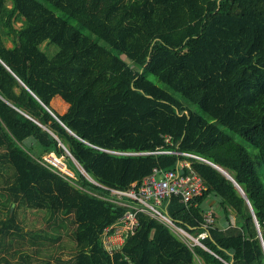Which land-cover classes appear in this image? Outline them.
<instances>
[{
	"label": "trees",
	"instance_id": "obj_1",
	"mask_svg": "<svg viewBox=\"0 0 264 264\" xmlns=\"http://www.w3.org/2000/svg\"><path fill=\"white\" fill-rule=\"evenodd\" d=\"M53 44L58 49L48 54ZM245 58L264 72V0H0V193L8 207L0 246L23 232L32 251L47 256L15 250L18 260L4 264H197L196 257L203 264H264V189L256 167H264V111L210 147L189 148L233 113L226 89L230 96L235 75L228 71ZM56 98L67 104L64 112L53 106ZM65 148L75 158L77 148L122 159L174 158L163 169L189 162L183 173L194 171L206 189L188 206L166 199L165 213L193 238L206 230L202 246H188L139 212L134 233L108 252L102 233L126 207L108 200V190L88 180ZM157 149L206 161L112 153ZM50 154L64 156L73 176L47 161ZM12 203L44 214L45 227L23 231ZM206 203L215 205L207 229ZM65 221L73 241L67 257Z\"/></svg>",
	"mask_w": 264,
	"mask_h": 264
},
{
	"label": "rangeland",
	"instance_id": "obj_2",
	"mask_svg": "<svg viewBox=\"0 0 264 264\" xmlns=\"http://www.w3.org/2000/svg\"><path fill=\"white\" fill-rule=\"evenodd\" d=\"M19 23H16L18 25ZM42 47H44V44H42ZM58 49V46L53 44L48 48V54L54 53ZM235 63L230 67V70L228 71V76L235 75L234 81H233V88L231 90L230 96L228 94V91L226 89V99L227 97L230 98V107H231V115L229 114L228 120L223 119L220 117L215 121L214 123L207 126L203 132L199 135L198 138H196V141L190 145L189 148H193L194 150H203L207 147H210L219 141L227 138L226 136L229 135V131L231 130H242L244 127L251 125L254 121H256L260 115L261 112L264 111V72L260 69L255 68L249 59H236L234 60ZM221 78L223 80V76L221 75ZM53 106L59 111L64 112L67 108V104L64 103L59 98L54 99ZM225 112V109H223V113ZM233 114V115H232ZM225 128H228L225 129ZM230 129V130H229ZM210 140V141H209ZM249 149L252 150V147L247 145ZM75 146L72 145V148ZM77 158L73 157L71 152H69L65 148V154L69 156V158L73 161V163L76 165L77 169L80 170V172L91 182L94 184H101L99 181H103L108 183L105 179H103L100 176H97L92 169V167L89 166L88 162L90 160L92 153L87 152L85 150H82L81 148H77ZM189 153V152H186ZM192 154V153H189ZM195 155V154H192ZM114 158H120L119 155H111ZM185 156H188L187 154ZM192 157V156H191ZM123 158V157H122ZM126 158V157H124ZM138 159H145V158H151V157H135ZM47 161L53 163L59 170L62 172L73 176V174L67 169L65 164V157L60 156L56 157L54 154H50L49 156H46ZM81 162V164L79 163ZM181 162V161H180ZM182 162L189 164V162L183 160ZM84 167V168H83ZM256 167L261 175V179L263 182V189H264V167L261 165V163H256ZM99 180V181H96ZM216 201V200H215ZM5 197L2 193H0V221L5 220L7 215V204L5 203ZM216 203V202H215ZM207 208L213 209L215 208L214 204H208L206 203ZM16 210V216L17 220L21 223L23 227V231L26 229L29 230L30 228H44L46 221L43 219V215L41 213L31 212L30 209H23V208H15V205L12 207V211ZM222 217V216H221ZM215 219V216H214ZM223 219V218H222ZM220 220V219H219ZM1 225V224H0ZM64 225V226H63ZM68 222H63L61 225L62 227V235L61 240L63 244H65V248L63 250V256L67 257L69 256V246L72 245L73 241L69 234L66 233V226H68ZM172 231L181 239L183 240L188 246H191L192 244H198L195 239H192L190 236H188L185 232L182 230L172 227ZM53 231V230H52ZM54 232V231H53ZM1 236V235H0ZM29 236L24 234L23 232H20L19 236H13L12 237H6L4 239V242L0 246V264H4L3 258H6L11 263H15V261L18 260L17 253L13 256V251H19V252H25L28 253L31 256H35L37 260L40 259H46L47 256H45V251H41L36 253L32 251L33 246L29 244ZM57 243V241L54 242V244ZM53 244V243H52ZM50 244V246H52ZM49 246V244H48ZM44 250V249H43ZM18 252V253H19ZM54 254H57L56 252ZM53 254V255H54ZM53 255L50 256L54 257ZM51 261H55L51 258ZM38 262V261H37ZM36 263V261L31 262ZM196 263L197 264H203L201 259L196 257Z\"/></svg>",
	"mask_w": 264,
	"mask_h": 264
},
{
	"label": "built area",
	"instance_id": "obj_3",
	"mask_svg": "<svg viewBox=\"0 0 264 264\" xmlns=\"http://www.w3.org/2000/svg\"><path fill=\"white\" fill-rule=\"evenodd\" d=\"M213 1L218 3L221 0ZM165 141L167 144H172L169 136H165ZM112 153L128 156L151 154H187L188 156L205 160L200 156L175 150L157 149L154 151H112ZM184 167L190 168L189 164L178 161L174 169L154 168L142 179L130 184L125 188L97 184L108 190V200L126 207V210L122 216L119 217L114 224L106 227L102 233V243L108 252L112 253L116 247H119L122 244L123 235L126 232L130 234L134 233L138 226L137 214L139 212L150 215L151 217L166 224L170 228L175 227L173 222L165 213V200L172 196L178 197L185 206H188L195 197L201 195L206 189L205 184L203 183L200 176L192 170H189L188 173H183L182 169ZM214 222L215 219L212 209H206L203 212V228L207 229L211 227ZM207 235L208 232L204 230L196 238H193L190 235L188 236H190L192 239H195L197 243L201 245L198 239L204 238Z\"/></svg>",
	"mask_w": 264,
	"mask_h": 264
},
{
	"label": "crops",
	"instance_id": "obj_4",
	"mask_svg": "<svg viewBox=\"0 0 264 264\" xmlns=\"http://www.w3.org/2000/svg\"><path fill=\"white\" fill-rule=\"evenodd\" d=\"M174 162V158L171 157L122 159L91 155L88 164L97 176L102 177L109 184L129 186L148 174L152 169L166 168Z\"/></svg>",
	"mask_w": 264,
	"mask_h": 264
},
{
	"label": "water",
	"instance_id": "obj_5",
	"mask_svg": "<svg viewBox=\"0 0 264 264\" xmlns=\"http://www.w3.org/2000/svg\"><path fill=\"white\" fill-rule=\"evenodd\" d=\"M51 114L61 123V121L51 112ZM63 125V123H61ZM64 126V125H63ZM65 127V126H64ZM210 163V162H209ZM211 165H213L215 168H217L218 170H220L223 174H226L221 168H219L218 166L210 163ZM241 190V189H240ZM12 207H13V203L11 204L10 206V212L12 210Z\"/></svg>",
	"mask_w": 264,
	"mask_h": 264
}]
</instances>
